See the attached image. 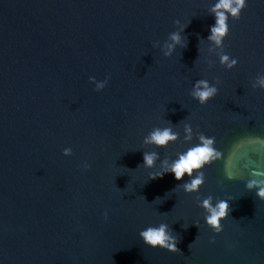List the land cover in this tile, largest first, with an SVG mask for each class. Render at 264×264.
Instances as JSON below:
<instances>
[{"label": "water", "instance_id": "water-1", "mask_svg": "<svg viewBox=\"0 0 264 264\" xmlns=\"http://www.w3.org/2000/svg\"><path fill=\"white\" fill-rule=\"evenodd\" d=\"M221 2L0 0V264H264V0Z\"/></svg>", "mask_w": 264, "mask_h": 264}, {"label": "clouds", "instance_id": "clouds-1", "mask_svg": "<svg viewBox=\"0 0 264 264\" xmlns=\"http://www.w3.org/2000/svg\"><path fill=\"white\" fill-rule=\"evenodd\" d=\"M218 8H229V3L227 0H222L220 4L217 5ZM246 7V0H236L235 5L232 7V13L234 16L238 17V13L242 8ZM224 16L221 15L219 17V27H213L211 29L213 35L209 37V39L219 40V37L215 35L216 33H224L225 31V23H224ZM174 41H178L179 37L174 35L172 37ZM264 84V81H261ZM215 89H209L205 86L203 91H197L195 96L200 99L203 103L206 99L211 97ZM175 136L171 134L170 129H164L163 131L157 130L153 134L150 135L146 142L155 143L158 146H164L168 141L174 140ZM212 143L211 140L204 141V145L197 146L188 150L186 154H183L176 160L169 169L166 171L171 172L173 177L176 180L182 179L185 174L191 176L193 170L199 169L202 167L203 163L208 162L209 155L213 151L209 147ZM154 155L153 154H145L144 155V163L145 166H151L153 164ZM163 173H158L150 177V179H156L157 177H162ZM256 182H251L249 187ZM201 184V179L199 177L191 180L190 183L184 185L185 190H194L197 188L198 185ZM257 195L261 198H264V182H262L260 186V190L257 192ZM205 206H208V202H205ZM211 216L206 218V223L211 227L215 228L217 232L220 231L218 227V219L225 218L228 214V204L226 201H221L215 208H210ZM105 218H107V214H105ZM140 237L144 241L145 244L149 245L152 248L161 247L167 248L169 251H176V239L172 237L167 230L166 225H160L158 227H147L143 229L139 233Z\"/></svg>", "mask_w": 264, "mask_h": 264}]
</instances>
